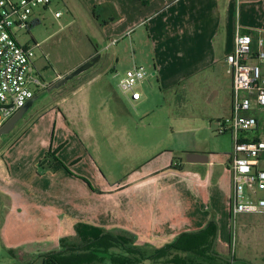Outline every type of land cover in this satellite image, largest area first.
<instances>
[{
  "label": "crops",
  "instance_id": "crops-1",
  "mask_svg": "<svg viewBox=\"0 0 264 264\" xmlns=\"http://www.w3.org/2000/svg\"><path fill=\"white\" fill-rule=\"evenodd\" d=\"M71 1L77 3V0ZM62 2L72 13L66 0ZM81 2L79 5L88 12V18L101 27L102 37L110 44L117 41L114 53L117 61H125V51L132 49L129 69L145 66L153 71V79L165 100L174 101L171 107L177 106L180 95L199 90L209 102L220 97L225 101L227 111L219 119L231 115L233 82L226 58L234 51L238 30L254 38L264 32V0ZM30 37L32 44H37ZM91 45L86 62L99 55L97 64L101 63L102 54L94 42L91 41ZM105 60L101 68L103 74L112 69L106 65L108 58ZM66 75L59 74L49 83L42 77L47 87L36 93L17 123L28 124L18 129L21 130L19 135L22 134L19 140L7 145L0 136V248L11 261L43 264L41 255L81 246L83 241L88 242L89 236L96 235L92 230H100L125 237L130 241L128 247L138 251L130 253L127 247L117 246L95 264H140L141 261L155 264L153 259L147 258L172 244L180 235L199 232L211 221L222 228L228 219L232 220L230 163L233 148L220 155L194 147L188 154L205 155L208 160L196 164L187 162L188 154L183 160L175 154L164 153L140 164L126 180L110 181L99 168V151L84 152L81 141L72 145L56 143L55 135L53 141H49L51 128L36 127L37 133L33 136L31 125L35 121L32 123V118L37 112L33 114L32 110L36 101L40 95L54 90L60 94L62 87L50 89ZM105 88L119 108L116 113L126 114L127 108L112 84L108 82ZM128 98L131 103H137L142 95L137 101ZM55 107L49 106L44 111L49 114ZM254 115L259 126L249 138L262 139L260 121L264 114L256 111ZM137 116L143 117L140 113ZM230 135L234 147L233 135ZM49 151H56L64 165L71 168L40 173L39 164ZM83 159L88 162V168L82 167ZM255 215L264 216V213ZM230 236L232 242L235 237L236 244L235 231L230 230ZM217 245L218 238L215 252L227 259L219 254ZM231 257V264H264V257L257 260L242 252Z\"/></svg>",
  "mask_w": 264,
  "mask_h": 264
},
{
  "label": "rangeland",
  "instance_id": "rangeland-1",
  "mask_svg": "<svg viewBox=\"0 0 264 264\" xmlns=\"http://www.w3.org/2000/svg\"><path fill=\"white\" fill-rule=\"evenodd\" d=\"M66 2L72 13L62 0H56L52 10L45 13L41 24L31 29L32 38L40 45L35 51L34 62L40 71L41 79L43 77L44 81L49 83L57 75L69 74L83 65L88 57V51L92 50L91 41L95 43L104 60L59 89L60 94L54 90L52 93L39 96L32 110L33 114L37 112L32 118V123L34 121L36 123L34 127V124L31 125L33 136L37 133L36 127L51 128L49 141H53L55 135L56 143L60 141L65 145H72L81 141L80 145L84 152L94 154L99 151V168L103 176L110 181L126 180L140 164L164 153L175 154L185 160L186 155L194 147L220 155L232 151V136L219 135L216 130L217 119L225 116L227 111L222 97L209 102L199 90H196L186 96L180 95L177 106L171 107L174 101L165 100L164 93L153 79V71L144 66L148 76L143 81L145 85L139 84L137 87L142 100L131 103L119 85L126 73L133 69H129L133 50L127 49L126 60L118 62L117 56L114 55L116 46L102 37L101 27L93 19L88 18V12L80 6L81 0H77L76 4L71 0ZM57 10L62 12V18L59 20L54 17ZM19 42L22 45L32 43L29 35H21ZM107 44L109 46L105 48ZM106 58H108L106 65H110L112 69L106 70L103 74L101 68ZM108 82L125 104L126 114L116 113L119 108L111 99L108 89L106 92L105 85L107 87ZM49 106L56 107L48 114L44 110ZM137 113L143 117L139 118ZM261 117L260 132L261 136H264V115ZM22 125L26 127L28 124L20 122L12 134L2 136L7 145L19 140L22 134L19 135L18 132L21 130L18 129H22ZM57 158L61 161L59 157ZM69 167L71 168V165L61 169ZM82 167L88 168V162L84 159ZM40 170V173L48 171L41 168ZM218 227L216 249L221 256L231 260L232 255L242 252L257 260L264 257V216L243 215L235 220L228 219L225 226L221 228L218 224ZM230 230L236 233L235 247ZM0 264L18 263L11 261L5 250L0 248ZM140 264L150 263L141 261Z\"/></svg>",
  "mask_w": 264,
  "mask_h": 264
},
{
  "label": "built area",
  "instance_id": "built-area-1",
  "mask_svg": "<svg viewBox=\"0 0 264 264\" xmlns=\"http://www.w3.org/2000/svg\"><path fill=\"white\" fill-rule=\"evenodd\" d=\"M55 1L0 0V126L47 87L34 62L39 45H22L19 38L31 36V29L41 24ZM54 17L60 19L62 12L55 11ZM226 63L233 82L232 112L216 125L218 134L233 135L230 209L235 220L240 215L264 213V138H249L259 126L254 112L264 114V32L254 38L238 30ZM147 76L144 67L136 66L126 73L119 88L133 101L140 100L137 87Z\"/></svg>",
  "mask_w": 264,
  "mask_h": 264
},
{
  "label": "trees",
  "instance_id": "trees-1",
  "mask_svg": "<svg viewBox=\"0 0 264 264\" xmlns=\"http://www.w3.org/2000/svg\"><path fill=\"white\" fill-rule=\"evenodd\" d=\"M96 20H99L97 16ZM39 167L42 170L57 171L65 166L55 152L49 151ZM92 231L96 235L89 236L88 242L83 241L81 246L41 255L43 264H95L109 249L117 246L127 247L130 253L138 251L128 247L130 241L125 237L106 231ZM218 232L217 222L211 221L199 232L180 235L172 244L156 251L154 256L147 259H153L155 264H231L215 252Z\"/></svg>",
  "mask_w": 264,
  "mask_h": 264
},
{
  "label": "water",
  "instance_id": "water-1",
  "mask_svg": "<svg viewBox=\"0 0 264 264\" xmlns=\"http://www.w3.org/2000/svg\"><path fill=\"white\" fill-rule=\"evenodd\" d=\"M99 59H100L99 55H97L96 57H93L92 59H90L89 61H87L83 65H81L79 68H77L76 70H74L70 74L66 75L61 80H59L50 89V91L53 89H59V88L63 87L68 82L72 81L73 79H75L78 76L82 75L83 73L87 72L88 70H90L91 68H93L97 64ZM28 105L26 107H24L23 109H21L20 111H18L12 118H10L4 125H2L0 127V136L9 134L15 128L17 123L23 118ZM207 161H208L207 156H205V155H199V154H193V153H190L187 155V162L191 163V164L207 163Z\"/></svg>",
  "mask_w": 264,
  "mask_h": 264
}]
</instances>
